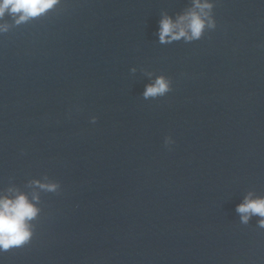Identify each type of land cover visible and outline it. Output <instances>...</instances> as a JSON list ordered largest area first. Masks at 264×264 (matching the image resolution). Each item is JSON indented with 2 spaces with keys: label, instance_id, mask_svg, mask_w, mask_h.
Listing matches in <instances>:
<instances>
[{
  "label": "water",
  "instance_id": "95a60500",
  "mask_svg": "<svg viewBox=\"0 0 264 264\" xmlns=\"http://www.w3.org/2000/svg\"><path fill=\"white\" fill-rule=\"evenodd\" d=\"M209 2L217 27L190 43L158 31L192 0L0 19V196L40 208L0 264H264L261 217L236 212L264 197V0ZM161 75L172 91L144 99Z\"/></svg>",
  "mask_w": 264,
  "mask_h": 264
},
{
  "label": "clouds",
  "instance_id": "9594fccd",
  "mask_svg": "<svg viewBox=\"0 0 264 264\" xmlns=\"http://www.w3.org/2000/svg\"><path fill=\"white\" fill-rule=\"evenodd\" d=\"M59 0H0V19L5 14L15 18L17 25L25 23L30 19L38 18L52 9ZM214 4L209 0H192V7L178 14L175 19L162 14L159 21V42L161 44L172 43L173 41L184 40L190 43L204 37L206 30H214L217 27L213 17ZM0 31H7V25H0ZM136 71L135 68L132 69ZM149 75H151L149 73ZM172 82L165 76L156 77L153 83L146 85L143 92L144 99H156L163 97L172 91ZM96 117L92 122H96ZM171 137L165 138V145L171 144ZM31 185L39 189L56 193L58 183H42L33 180ZM14 196H0V251L7 252L11 249L21 248L30 243L33 237V221L39 214L40 208L36 205L39 202V195L34 193L29 199L26 193L18 189L9 188ZM253 193L249 192L242 203L236 206V212L240 214L241 222L247 224L251 216L261 217L259 226L264 228V197L253 199Z\"/></svg>",
  "mask_w": 264,
  "mask_h": 264
}]
</instances>
